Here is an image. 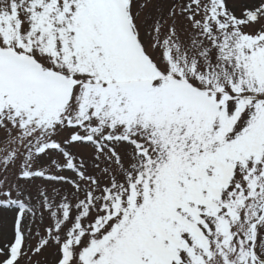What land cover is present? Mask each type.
<instances>
[{
  "label": "snow or ice",
  "instance_id": "6c2138e0",
  "mask_svg": "<svg viewBox=\"0 0 264 264\" xmlns=\"http://www.w3.org/2000/svg\"><path fill=\"white\" fill-rule=\"evenodd\" d=\"M0 264H264V0H0Z\"/></svg>",
  "mask_w": 264,
  "mask_h": 264
},
{
  "label": "rangeland",
  "instance_id": "374dc122",
  "mask_svg": "<svg viewBox=\"0 0 264 264\" xmlns=\"http://www.w3.org/2000/svg\"><path fill=\"white\" fill-rule=\"evenodd\" d=\"M236 2L239 3L240 0H236ZM45 255L48 257V260L50 261L51 260V256L48 253H46ZM41 259H43V257H41Z\"/></svg>",
  "mask_w": 264,
  "mask_h": 264
}]
</instances>
